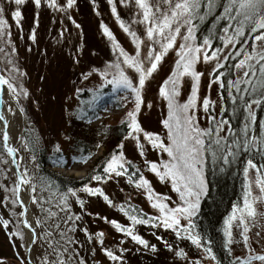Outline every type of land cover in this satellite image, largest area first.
<instances>
[{
    "label": "snow or ice",
    "instance_id": "snow-or-ice-1",
    "mask_svg": "<svg viewBox=\"0 0 264 264\" xmlns=\"http://www.w3.org/2000/svg\"><path fill=\"white\" fill-rule=\"evenodd\" d=\"M111 11L115 15L120 27L132 37L135 49L133 53L127 52L116 40L109 27L101 22L103 34L111 44L113 59L102 64L101 67L89 66L87 73L81 72L80 77L88 80L92 76L99 77V86L85 90L81 87L74 89L73 96L65 98V103L71 107L74 97L85 91L91 93L90 99L75 102L76 106L69 112L76 120H99L100 117L88 108L96 107V102L104 96L105 85L112 87L117 107L124 109L123 118L120 120L124 132L122 139L116 144L109 154L102 157V163L97 164L86 177H81L85 182L80 188H67L59 195V202L65 209H70L69 197L74 198L81 211L71 213L63 221L69 226L70 231L78 227L83 215H92L87 211V201L80 193L89 197L102 198L108 205L114 201L105 193L101 186L107 181H117L126 178L129 184L142 190L144 195L157 210L154 215L143 213L129 205L127 210L123 204L117 205L121 212H125L130 223L123 224L116 219L106 216L96 217L114 227L117 233L122 234V239L116 248L104 244L103 231L89 233L87 227L82 231L86 234L88 242H95L100 251L111 261V264H125L124 253L128 248L121 247L125 240H131L136 245L143 246L144 250H157L156 244H150L137 231V225L149 226L171 230L176 238L186 239L200 250V255L192 260L188 259L183 248H173V245L164 241V246L174 251L177 257H182L185 264H225L214 251V242L209 234L197 224V219L202 211V201L213 199L211 195V181L208 178V162L211 161L213 173L230 170L236 163L241 164L243 175L242 198L231 205V210L223 217L220 231L222 232V247L228 253L227 264H264V249L257 251L253 247L251 230L257 226L264 229V211L258 210V204H264V117H258L257 109L264 108V0H119V3L134 9L132 23L143 25V37L137 34L130 25L121 19L117 12L116 0H107ZM26 0H0V41L6 39L11 45V31L8 19L5 16L6 8L16 24L22 31L21 5ZM36 9L42 4L57 9L66 15L77 0H66L58 3L57 0H32ZM96 6V0H92ZM212 17V23L207 33L198 37L200 25ZM68 19L77 29L80 24L69 15ZM39 13L33 17L29 39L35 41L39 27ZM60 36H63L61 31ZM179 38V42H178ZM147 39V54L142 55L141 45ZM218 41V43H217ZM82 47V46H81ZM30 50V49H29ZM169 50L175 53L176 59L171 71L163 79L158 88L155 106L162 101L165 111L161 113L160 124L165 130L164 135L146 130L141 122V115L150 112L154 107L152 99L146 98V88L154 73L158 71L162 60ZM2 51V49H0ZM15 51V48H12ZM77 52L72 57L75 65L80 63L82 57ZM9 67L0 69V86H6L11 98L17 101L20 112L26 109L19 104L20 97L27 98L30 93L23 83L17 82V74L24 76L14 60L9 57L6 61ZM204 65L203 69L198 65ZM7 72V75L3 73ZM207 77L205 93L201 95L202 81ZM43 79V77H41ZM185 79L189 82V91L186 99L180 100L181 90ZM213 84L218 86L217 97L221 101L219 113L216 110L217 101L211 97ZM227 90V97L224 90ZM226 101H231L230 109ZM130 107H126L129 106ZM107 109H105L106 111ZM231 111V116L227 115ZM8 112L14 109L9 105ZM203 114L202 117L200 114ZM239 119V126L234 127L232 118ZM207 121V126L202 127L200 119ZM0 122L3 130L0 131V141L6 150L11 163L15 166L12 186L0 185L6 193L3 201L9 202L10 209L15 219V227L9 230L13 219L0 216V227L8 236L13 247L27 248V254L21 256L14 252L19 264H35L31 257V246L42 241L52 249L54 259H49L45 254L41 264H88L76 248L69 255V248L78 243L72 238H66L63 230L59 229V222L49 225L46 220L57 215L51 209H44V197L37 195V185L44 191L48 185L38 178L27 166L20 163L23 156H18L19 148L10 144L8 132V119L4 111L0 110ZM72 119L67 120L69 126ZM119 130H117L118 132ZM165 137L167 143H165ZM62 138L69 145L75 142L70 134L62 133ZM21 144L32 153L31 161H36V138L21 137ZM130 141L141 157L146 154V149H158L166 154L162 155L159 162L144 160V166L161 182H167L176 195V200L166 194L157 193L141 170L127 158L124 152V142ZM97 143L95 148L100 149ZM54 163L68 165L72 163L87 164L94 156L91 151H79L67 157L61 149L59 142L54 144ZM247 159L241 160V155ZM259 157V161H257ZM254 174V178H253ZM95 182V184H93ZM257 189L254 192L253 188ZM22 190L29 193L28 199L33 205L38 204L45 218L39 216L28 218L29 208L22 198ZM49 191L51 189L49 188ZM21 206L22 211L17 212L15 206ZM8 207V204H4ZM71 222V223H70ZM21 225L23 227H21ZM37 226H42L46 231H38ZM59 235L65 240L63 245L55 239ZM240 239L237 240L236 236ZM257 237L260 232L255 233ZM163 240V237H157ZM18 240L21 242L18 244ZM236 245H242L246 251L243 255H234ZM95 248L91 251L95 252ZM140 251L139 248L136 249ZM0 264H11L5 256H0Z\"/></svg>",
    "mask_w": 264,
    "mask_h": 264
},
{
    "label": "rangeland",
    "instance_id": "rangeland-1",
    "mask_svg": "<svg viewBox=\"0 0 264 264\" xmlns=\"http://www.w3.org/2000/svg\"><path fill=\"white\" fill-rule=\"evenodd\" d=\"M57 2L64 3L66 0H57ZM116 5L117 12L121 19L126 21L138 35L143 37V25L132 23L134 9L119 3V0H116ZM20 7L22 12V31L18 29L13 22L7 8L5 11V16L10 25V39L13 43L8 45L6 43L7 38H5L4 41H0V49H2V51H0V68L9 67L6 61L11 57L20 71L26 73L24 76H19L17 74V82L23 83L30 95L27 98L20 97L19 104L27 109H36L38 112H35L38 117H32L31 126L36 130L37 134L30 137L38 139L39 143L36 145L37 149L41 148L42 145L50 140L51 144L52 142L60 143L61 149L66 157L68 155H75V152L81 151L78 146L82 145H86L87 150L94 153V157L91 158L90 162L87 164L70 162L67 166L63 165V167H59L58 169L49 168L51 171L71 179L72 181L84 180L81 179V177H86L90 173L91 168L93 169L97 164L102 163V157L115 149L116 144L123 138L122 135H120L124 132L120 120L123 118L124 109L113 107L107 112L102 111V117L95 123L96 126L82 127V124L74 118V115L70 117L68 114L75 108V102L83 101L81 97L91 93L85 91L79 96L74 97V103L71 107L66 105L65 98L73 96L76 87H81L85 90L98 87L99 77L94 75L88 80H84L80 77L81 72L87 73L89 66L101 67L104 62L113 59L114 54L111 51V44L108 38L103 34V29L100 27L101 22L109 27L114 33L116 40L119 41L120 45L127 52L133 53L136 46L133 43L132 37L125 33L120 27L107 0H96L95 7L93 6L92 0H77L76 5L69 10L67 15L57 9L48 7L46 4H42L39 9H36L32 0H26V3ZM37 12L39 13L40 23L37 28V38L35 41H32L29 39V33L32 27L33 17ZM69 15L76 23L80 24V29H77L72 23V20L68 19ZM61 31H63V36L59 34ZM202 31L203 28L199 27L197 32L198 37L201 36L198 33L201 34ZM147 45L148 41L144 39L141 45L142 55L147 54ZM12 48H15V51H12ZM77 52L80 53V56L77 58L82 57V59H80L78 65H75L72 57L76 55ZM175 59V53L169 50L162 60L160 68L150 79L146 88V98L153 100L154 107L150 112H144L140 117L142 125L146 130L158 132L162 135H164L165 130L162 128L160 120L162 119L161 113L164 112L165 109L162 101L159 103V106H155V104L159 85L171 71ZM204 67L205 66L202 64L198 65L200 69ZM3 74L7 75L8 73L4 72ZM41 77H43V79H41ZM206 83L207 77L205 76L201 85V95L205 93ZM106 88L112 87L105 85L104 89ZM104 89H102V91ZM188 91L189 82L185 79L184 87L179 97L181 101L186 99ZM217 91L218 86L213 84L210 94L212 99L217 101L216 110L219 113L221 101L217 97ZM226 93V90H224L225 97H227ZM38 99L42 101L39 103V107L42 106L45 111L44 113H48L52 120L50 118L45 119L44 113L42 114L43 111L40 108L39 110L37 109ZM98 104L99 103H96V107H94L95 110L98 109ZM9 105H11L14 111L9 112L11 122L7 130L13 140L14 147L20 149L18 156H23V160L20 161V163L27 166L32 172H35L36 176L42 178L43 182L48 185L44 191H41L40 186L37 185L36 194L44 197V200L41 201L44 205V209L47 210L51 207V209L57 213L52 219L46 220V223L51 225L54 222H59L60 228L53 229L54 233H59V231L63 230L66 238H73L72 234L74 231H70L69 226L63 223V221L67 219V216L71 213L80 212V206L72 197H69V203L71 204L70 209H65L64 206L60 204L59 195L66 190L51 187L46 182V174L41 172L42 168L38 163V159L34 162L31 161L30 156L32 154L23 147L20 139L26 136V128L29 127V124H27V117L24 112L19 111L15 99L8 98V106ZM126 107H130V105ZM200 115L202 117L203 114L201 113ZM68 119H72L73 121L71 126L67 124ZM200 124L202 127H206L207 121L201 118ZM72 128H75L74 131L76 133L92 139L81 143L80 140H76L72 135V130H70ZM97 129L98 136L96 134ZM117 130L119 131L117 132ZM0 131H2V127H0ZM62 133L72 135L75 142L71 145L65 143L62 138ZM97 143L101 145L99 150L95 148ZM165 143H167L166 137ZM124 152L127 158L141 170L149 181H151V186L157 193L166 194L170 196L173 201L176 200V195L171 190L170 184L159 181L155 174L144 166L145 159L159 162L162 155L165 159L167 158L166 154L161 153L158 149H151L148 147L145 156L141 157L133 143L127 140L124 142ZM4 161H10V159L6 150L3 149L2 141H0V185L11 187L12 181L15 179L13 176L14 171L11 163H5ZM93 184H95V182H93ZM101 186L104 188L105 193L114 201V204L110 206L102 198L89 197L87 194L81 192L80 195L87 201V211L92 213V215H87V217L84 215L83 219L77 223L79 227H81V230L83 229L82 227H87L89 233L103 231L105 234V246L116 248L118 242L122 239V234L117 233L113 226L96 217V213H99L100 216H106L110 220L116 219L123 224H128L130 223L128 217L125 212H121L117 208V205H133L135 209L142 210L143 213L149 215L156 214L157 210L152 207L151 201L147 199L143 191L137 189L133 184H129L126 178H121L119 182L115 180L107 181ZM49 188L51 191H49ZM253 190L254 192L257 191L255 187ZM5 194L3 188H0V216L6 219H13V224L9 225V230H12L15 227V219L10 212L13 206L9 202L3 201ZM25 194L30 195L29 193ZM4 204H8V207H5ZM257 207L258 210L264 211V204H258ZM15 210L19 212L22 211V208L17 205L15 206ZM37 216L43 219L45 218V213L41 211L38 204L33 205L31 203V218L33 219ZM261 223H264V219L261 220ZM21 227L23 226L21 225ZM37 230L46 231L42 226H37ZM137 231L147 239L150 244H156L157 250L155 252L151 250L146 251L143 246L136 245L130 239L125 240L124 244L121 245V247L129 249L128 252L123 254L125 257V264H185V260L182 257H177L174 251H170L164 246V241L172 244L174 249L183 248L185 252H187L189 260L195 259L200 255V250L197 249L195 245H192L191 242L186 239L176 238L171 230L137 225ZM257 231L260 232L259 237L255 235ZM251 236L253 247L257 251L264 249V229H261L259 226L253 228L251 230ZM157 237H163V240H158ZM55 239L59 240L61 245L65 243V240H62L58 234L55 236ZM81 239L83 240L81 244L79 242L75 244L79 256L83 257L82 253L87 248L88 250L95 248L96 250L93 257L97 261V264H111V261L100 251L99 245L94 241L88 242L86 238L81 237ZM236 239L239 240L240 237L237 235ZM19 243L21 242L18 240V244ZM137 248H139L140 251H137ZM70 249L72 253L73 246L69 248V251ZM17 251L23 256L27 254L28 249L13 247L8 239L6 231L0 227V256L7 257L11 264H19L18 258H15L13 255V253ZM245 251L242 245H236L233 254L239 256L243 255ZM71 253L69 252L68 254L70 255ZM45 254H49V259L55 258L54 254H52V249L47 244H42V241L38 240L35 245L31 246V257L35 261V264H41V260ZM88 255L90 254L85 252L84 257ZM205 264H209V262L205 261ZM254 264H256V262H254Z\"/></svg>",
    "mask_w": 264,
    "mask_h": 264
},
{
    "label": "trees",
    "instance_id": "trees-1",
    "mask_svg": "<svg viewBox=\"0 0 264 264\" xmlns=\"http://www.w3.org/2000/svg\"><path fill=\"white\" fill-rule=\"evenodd\" d=\"M211 23H212V17H209L207 21L203 22L200 25V27L203 28V31L201 32V34L200 33L198 34L201 36L206 34ZM112 92L113 90L111 91V93ZM81 99L87 102L90 99V97L86 95V96H82ZM41 102L42 101L38 99L37 109L39 110L40 108L43 111L42 112L43 114L45 112L44 108L42 106L39 107V103ZM226 103L228 104L230 109L231 101H226ZM25 109L26 111L24 113L27 117V121H28L27 124H29V127L26 128L27 130L26 136L30 138L31 136H35L34 134H37L36 130L31 127L32 117L36 116L35 112H37V110L36 109L34 110L32 108L31 109L25 108ZM87 111L90 114L94 112L90 108H88ZM257 113H258V117H264V108L257 109ZM227 115L228 116L232 115L230 110L227 112ZM36 117H38V115ZM44 117L45 119H48L50 118V115L48 113H44ZM50 119L52 120V118ZM77 121L82 124V127H90L89 124L84 120L83 121L77 120ZM232 123L234 127H238L239 119L233 117ZM75 128H72L70 130H72V135L75 137L76 140H80L82 143L84 141L92 139V138H88L87 136L76 133L74 131ZM96 134L98 136V129L96 130ZM54 144H55L54 142H52L51 144L50 140H48V142L42 145L41 148L39 149L36 148L35 154L37 155L38 163L42 168V171L41 170L40 171L43 172V174H46L45 176L46 182L51 187L58 188L61 190H66L67 188L70 187L77 188V186L83 184L84 180L72 181L71 179L60 176L59 174L49 169V166L51 164H52L51 166L58 165L57 163L53 162L54 160L53 153H55ZM78 148L81 149V151H85V152L88 151L86 145L78 146ZM27 150L29 153L31 152L29 149ZM243 159H247V156L244 154L241 155V160ZM257 161H259V157H257ZM208 178L212 182L211 195L213 199L202 201V205H201L202 211L197 219V224L201 229H203L209 234L210 238L214 242V251L216 252L217 256L222 260H225V264H227L228 253L222 247L221 238L223 234L220 231V229L223 223V217L227 215V213L231 210V205L235 203L237 200H239V198H241L243 195L242 192L243 175L241 171V164L238 162L235 165H233L230 170H227L223 173L219 171L213 173L212 164L211 161L209 160ZM85 216L87 217V215ZM72 236H73L72 239L79 242L80 244L81 242H83L81 237L86 238L85 233L81 230V227H79V225L78 227L75 228ZM75 244L72 245L73 248L76 247ZM69 252L71 253V249ZM85 252L90 255L84 257ZM94 253L95 252H92L91 249L88 250V248L85 251H83L82 256L88 262V264H97V261L93 257Z\"/></svg>",
    "mask_w": 264,
    "mask_h": 264
},
{
    "label": "bare ground",
    "instance_id": "bare-ground-1",
    "mask_svg": "<svg viewBox=\"0 0 264 264\" xmlns=\"http://www.w3.org/2000/svg\"><path fill=\"white\" fill-rule=\"evenodd\" d=\"M8 98H11V96L8 93L6 86H0V110L4 111V113L6 115V118L8 119V121L10 123L11 122V116H10L9 112L7 111ZM9 123H8V125H9ZM0 127H2V130H3V124H2V122H0ZM9 136H10V134H9ZM9 142L14 147L13 140H12L11 136H10V141ZM12 167H13V169H15V166L14 165ZM21 195H22V198L25 199L26 205L29 208L28 218L29 219H32L31 218V202L28 199V196L29 195L25 194V192L23 190H22Z\"/></svg>",
    "mask_w": 264,
    "mask_h": 264
}]
</instances>
